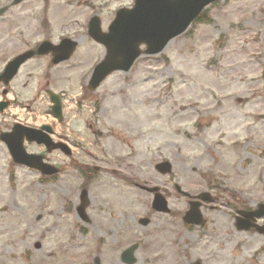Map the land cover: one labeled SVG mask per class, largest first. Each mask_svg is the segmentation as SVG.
<instances>
[{
  "label": "rangeland",
  "instance_id": "1",
  "mask_svg": "<svg viewBox=\"0 0 264 264\" xmlns=\"http://www.w3.org/2000/svg\"><path fill=\"white\" fill-rule=\"evenodd\" d=\"M11 1L0 0V8ZM133 2L24 0L0 17V36L13 34L14 55L44 40L78 42L58 68L49 71L39 59L19 70L0 131L14 122L48 123L58 133L44 92L51 90L66 94L64 127L79 141L70 162L58 153L46 157L65 168L52 182L14 165L0 142V264H123L121 252L136 242L135 264H264V238L237 232L224 207L207 214V228L182 229L184 199L172 188L194 193L205 181L220 182L239 204H264V0L211 4L209 22L192 23L161 53L141 56L89 91L104 50L88 37V20L97 16L106 32ZM49 75L56 78L46 86ZM26 150L42 154L35 145ZM161 161L171 165L170 180L154 169ZM132 182L165 191L171 215L157 213L138 227L153 210ZM81 188L86 223L76 212Z\"/></svg>",
  "mask_w": 264,
  "mask_h": 264
},
{
  "label": "water",
  "instance_id": "2",
  "mask_svg": "<svg viewBox=\"0 0 264 264\" xmlns=\"http://www.w3.org/2000/svg\"><path fill=\"white\" fill-rule=\"evenodd\" d=\"M23 0H14L12 5H18ZM220 0H134L131 9H120L108 27L107 33H102L100 21L97 17L91 18L88 26L89 37L97 44L102 45L106 50L104 59L95 67L88 83V89L94 91L104 81V79L114 72H128L136 59L141 56L139 46L144 45L146 56H153L161 53L170 41L182 35L191 23L210 4ZM6 9H0L2 15ZM76 42L63 40L58 46H52L44 42L33 52H26L11 61L3 73L0 75V82L7 85L17 73L19 67L30 59L34 54H51L52 63L59 64L67 61L75 51ZM48 97L53 105L51 114L61 119L60 102L56 95L48 92ZM43 131H50L49 127H43ZM0 141L5 144L14 164L38 171L42 175H55L58 170L43 163L42 157L26 153L24 141L43 145L47 152L59 149L66 155L69 152L64 150L62 145L54 144L46 133L31 128L15 125L10 133L0 135ZM155 169L160 174H168L171 167L168 163L156 165ZM149 192H157V189H150ZM81 205L78 213L83 219L85 208L88 205L86 192L81 194ZM152 208L157 212L166 213L167 204L159 195H155ZM196 209L192 206L185 215L184 222L189 218L195 219ZM264 216V206H258L256 213L250 217L259 218ZM146 224V223H145ZM238 230L249 229L241 226V222L236 224ZM264 229V228H263ZM264 233L263 230H260ZM131 247L121 254V260L126 264H134ZM98 264V260H95Z\"/></svg>",
  "mask_w": 264,
  "mask_h": 264
},
{
  "label": "flooded vegetation",
  "instance_id": "3",
  "mask_svg": "<svg viewBox=\"0 0 264 264\" xmlns=\"http://www.w3.org/2000/svg\"><path fill=\"white\" fill-rule=\"evenodd\" d=\"M9 7L7 8L6 12L8 11V9L11 8V7L10 8ZM13 43H14V37H13V34L11 32H7L3 37L0 36V57H1V55H7L6 58H0V67L4 66L6 62H8L9 60L13 59L16 56L10 50V47L13 45ZM39 59H46V61L48 62L47 67H48L49 71L56 68V67L58 68L60 65L64 64V63H61L59 65H52L51 64V55H46L44 57L34 56L31 60L36 61ZM23 66H25V65H23ZM52 78H56V76H52V75L47 76L46 81H45L46 86L50 85V80ZM14 81H15V78H13L12 81L9 83V85L6 87H3L2 84H0V113L4 112V110H8L11 106H13V104L10 102V100H8V96L12 91V84ZM4 91H6L5 95L3 94ZM46 91L47 90H44L45 94H46ZM59 96H60V101H61V105H62L63 97H65L66 94L64 92H60ZM236 101L240 102V99H236ZM1 109H2V111H1ZM57 123H58V125L61 126L60 131H58V133H55L53 127L51 126V131L49 133V137L53 141L64 145L65 146L64 150L68 149L71 152V154L67 156L64 153H62L61 151H54L51 153H47L44 149H41L44 162L51 164V165H54V164L49 162V160H46V157L48 155H51L53 153H58L60 156L66 157L68 159V161L70 162L71 158H73V154H74V150H72L73 146H74V148L79 147V141H77L76 139L73 138L74 134L71 133V130L69 128L67 129L64 127L65 125L69 126V124H67V122H66V113L63 111V107H62L61 121L57 122ZM13 124L14 123H12V126H13ZM11 127L9 125L3 126L2 132H9L11 130ZM87 128L91 130V132H92L91 136L97 135V139L102 138L101 134H98L97 132L93 131L92 124H89V126H87ZM0 133H1V131H0ZM53 134H56V138H54ZM30 153H32V152H30ZM76 167L78 170L80 169L79 168L80 166H76ZM57 168L59 170V174L57 176H54V177H43L44 181H49V182L54 181L57 177H59L61 172H64V170H65L64 167L61 169L60 166H57ZM95 170H96V168H95ZM170 177L171 176L169 175L168 176L169 180H170ZM227 178H229V176H227ZM204 184L205 185L203 186L202 190H200V191L195 190L194 193L177 191L176 185L175 184L172 185L173 192L178 196V198L184 199V206H183L184 210L179 216V221L182 225V229L184 228V230L191 232L193 229H201L202 230V229L207 228L208 223H209V221H208L209 219L207 218V214L209 212L210 213H216L219 211V208L224 207L225 209L230 210L232 212V220L234 221V227H235L237 232H252L254 235L264 238V233H261V231H260V230H263V232H264V229H263L264 228V217H260V218L250 217V214L256 212L257 205L261 204V203H258L255 207L250 208V206L247 203L246 204H244V203L239 204L237 202V200L235 199V196L233 194H229V192H226V189L220 184V182L219 183L215 182V184H213L211 182L205 181ZM142 185L147 186L145 183H143ZM132 188L139 189L141 192H143V193L147 194L149 197H151V200L149 202V208L152 211L151 205H152V202L154 200V195L156 193H150L147 190H142V189H140L138 184H136L134 182H132ZM161 188L166 189L165 186H163ZM83 191H85L87 193L85 188H81L80 189V195ZM158 193L166 200V202L168 204V197H167V194H165V191H163L159 188ZM88 203H89V201H88ZM80 204H81V200H80V196H79L78 207L80 206ZM192 206L196 209L195 219L189 218L187 222L186 221L184 222V217L190 211V208ZM168 207H169V204H168ZM169 211H170L169 212V214H170L171 210L169 209ZM76 212H77V209H76ZM148 214L145 217L139 218L138 221L136 222L138 227H140L141 229L147 228L148 226H150L151 219L157 213H154L152 211L150 217L148 216ZM169 214H167V215H169ZM77 216L79 217L78 213H77ZM79 219L81 221H83L84 223H86L88 221L86 216L83 219H81V217H79ZM238 222H241V226H243V228L248 227L249 229L238 230L236 227V224H238ZM137 233H138V231H137ZM177 235L178 234H176L175 237ZM141 246L142 245L137 243V242L133 243L132 245L123 249V253L126 252L129 248L133 247V248H135V250H134V258H135V253L137 252V250ZM99 263L100 262H98V264ZM135 263H136V258H135ZM93 264H95V262H93ZM123 264H125L124 260H123Z\"/></svg>",
  "mask_w": 264,
  "mask_h": 264
},
{
  "label": "trees",
  "instance_id": "4",
  "mask_svg": "<svg viewBox=\"0 0 264 264\" xmlns=\"http://www.w3.org/2000/svg\"><path fill=\"white\" fill-rule=\"evenodd\" d=\"M197 21L202 22V23H207L209 22V19L204 15V13H202L198 18ZM196 21V22H197Z\"/></svg>",
  "mask_w": 264,
  "mask_h": 264
}]
</instances>
